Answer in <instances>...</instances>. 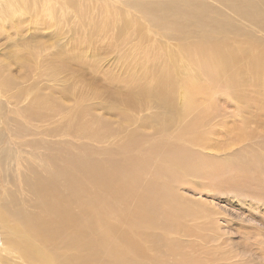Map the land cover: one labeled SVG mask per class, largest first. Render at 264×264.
Segmentation results:
<instances>
[{"label": "bare ground", "instance_id": "6f19581e", "mask_svg": "<svg viewBox=\"0 0 264 264\" xmlns=\"http://www.w3.org/2000/svg\"><path fill=\"white\" fill-rule=\"evenodd\" d=\"M215 1L218 6L210 0H122L148 16L157 34L196 39L182 47L181 66L174 65L175 55L164 51L163 42L156 46L161 61L150 72L138 71L137 65L121 74L104 71L112 86L107 92L119 85L124 89L110 91L108 100L106 92L100 103L102 93L91 89L84 76L76 77L74 64L82 55L61 48L46 56L50 43L41 34L51 28L54 39L60 32L58 16L71 12L77 17L86 7L75 0L58 5L0 0V139L9 141L0 148V264H172L165 255L150 253L161 235L181 231L174 215H183L179 197L159 179L178 184L184 175L213 171L221 163L187 149L192 132L173 135L181 115L173 96L183 87L187 108H194L192 93L207 80L228 85L247 108L245 79L264 78V40L256 33L264 32V0ZM65 7L73 9L64 12ZM97 61L88 67L96 70ZM69 96L70 107L64 103ZM94 108L118 121L92 113ZM258 108L264 110V101ZM137 112L146 116L138 121ZM191 121L204 124L203 115ZM114 138L119 142L100 150V143ZM88 139L98 142L99 151ZM261 143L264 148V139ZM16 159L22 168L17 175V166L11 168ZM224 159L229 173L244 182L225 192L260 189L255 184L264 175L259 153L249 148ZM143 228L159 231L145 234Z\"/></svg>", "mask_w": 264, "mask_h": 264}, {"label": "rangeland", "instance_id": "374dc122", "mask_svg": "<svg viewBox=\"0 0 264 264\" xmlns=\"http://www.w3.org/2000/svg\"><path fill=\"white\" fill-rule=\"evenodd\" d=\"M52 1H56L58 5L62 0ZM75 1L81 9L86 7L85 14L77 17L71 12L59 15L58 31L60 32L55 33V40L52 38L51 28L41 30V34L44 35L42 39L50 43L51 48L46 51V56L61 48L64 51L71 49L79 56L82 55L81 63L75 61L74 64L76 77L84 76L85 81L90 82L91 89L102 93L97 100L100 103L105 102L107 93V100L109 99L110 91L122 92L124 89L119 85L118 88L108 89L107 92L105 89L112 86L107 83L104 71L121 74L125 72L126 67L137 65L138 71L147 68L150 72L153 65L157 66L161 61L162 56L156 46H160L163 42L167 44L163 46L164 51L169 49V53L175 55L174 65L181 66L184 63L182 47L196 39L188 34L169 35L170 38L163 37L164 33L157 34V28L148 22V16L126 5L122 0ZM210 1L213 5H219L215 0ZM71 9L73 8L65 7L64 12ZM46 13L49 14L48 11ZM25 24H27L26 20ZM256 33L264 40V32L256 31ZM228 37L231 35L229 34ZM7 42L13 44L12 39H8ZM76 46L81 50L78 51ZM11 49L12 47L7 48L6 53ZM96 60H98L95 64L96 70L88 67ZM243 62L247 65L248 58ZM41 79L45 85L50 84V80L48 83L42 76ZM242 88L246 90L247 108H243L242 102L232 97L228 85L222 86L207 80L202 81L201 88L192 93L191 101L195 104L194 108H187L183 87L176 91L177 96L175 94L173 96V102L181 108L179 128L177 129V124L174 125L176 127L171 128L173 135L181 134L183 129H186V133L192 132L193 140L186 143L187 149L198 150L202 158L214 157L222 164L219 163L220 167L215 166L213 171L206 170L203 174L184 175V180L179 181L178 184L169 183L160 177L159 182L164 188L176 193L181 201L183 215L181 217L174 215L176 223L181 225L178 229L181 231L168 236L160 234L162 239L157 250L150 253H161L165 255L164 259L172 264H264V175L255 182L256 187L260 186L256 191L243 194V192H225L223 189L240 187V184H244L239 174L229 173V163L224 159L225 157H233L251 148L261 155L260 166L262 168L264 166V148L261 143L264 139V110L258 108L259 102L264 101V78L247 77ZM71 96L64 100L68 107L73 104ZM91 112L118 121V116L107 114L100 108H94ZM148 112L146 111L147 114ZM137 113L134 115L138 121L146 116L145 112ZM199 114L203 115L204 124L193 126L191 120ZM135 125L137 126V123ZM153 127L154 125H151L146 129L152 131ZM181 139L177 138L176 141L182 142ZM114 140L119 142L117 138L100 145L91 139H88V142L99 151L98 146L102 150L111 146ZM6 144H9L6 137L0 139V148ZM18 156L19 152L16 157ZM17 161L18 159L16 162H11L13 171L17 166L15 175L18 174L19 169H22L18 167L19 161ZM148 176H143L142 181H147ZM10 189L14 190V187ZM233 193L238 196H234ZM142 230L145 234L151 235L159 231L147 228ZM166 239L169 241H164Z\"/></svg>", "mask_w": 264, "mask_h": 264}]
</instances>
